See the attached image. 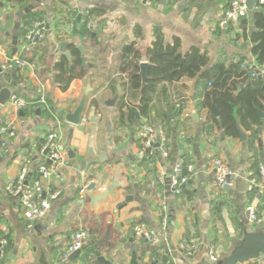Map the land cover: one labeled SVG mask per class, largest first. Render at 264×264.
Returning a JSON list of instances; mask_svg holds the SVG:
<instances>
[{
  "label": "crops",
  "instance_id": "0c3cea01",
  "mask_svg": "<svg viewBox=\"0 0 264 264\" xmlns=\"http://www.w3.org/2000/svg\"><path fill=\"white\" fill-rule=\"evenodd\" d=\"M229 1L153 0L146 6L140 0H0V62L2 50L9 56H21L19 46L30 29L38 24L46 29L42 42L23 55L35 64V70L11 74L7 86L15 88L13 95L31 106L17 110L10 101L6 106L0 105V127L13 126L16 130L8 152L0 157V242H7L0 264H148L151 260L202 264L209 247L214 248L220 261L241 244L246 228L264 232V182L259 171L264 170V111H258L262 124L254 127L255 133L238 124L247 136L241 142L239 135H225L210 119L209 109L202 106L209 90L205 79L183 78L169 83V101L176 108V98V109L180 111L174 119L168 118L172 121L166 125L168 130L156 122L166 133L169 156L163 158L156 152L153 157L144 158L140 155L137 124L129 123L127 114L121 122L120 99L114 107L105 105L115 94L123 93L111 87L115 82L123 83L124 77L119 73L123 47L134 43L142 57L140 64L147 62L144 58L155 28H160L168 43L178 38L182 54L193 47L206 53L207 68L217 63L228 66L237 61H255L249 37L254 30V14L264 13V8L246 10L228 29H217L216 23ZM29 6L33 9L24 14L23 21L19 20L15 14ZM86 12L90 15L88 30L92 35L81 38L75 31L85 25ZM242 20L248 24L246 36L240 27ZM18 21L22 25L15 32ZM224 30L228 33L224 34ZM64 42L82 46L80 54L86 59L82 64L87 66V75L73 80L62 92L54 81V67L64 57L58 50ZM88 78L91 92L82 115L86 122L81 120L80 129L67 123L66 115L75 110L84 96ZM41 96L50 111L37 104ZM54 116L63 123L66 164L59 166L57 177L45 182L58 194L50 210L41 220L29 221L21 215L15 199L5 194V187L16 178L25 161H32L36 167L44 160L41 150L45 135L55 126ZM91 117L97 123L91 124ZM259 129L261 133L257 132ZM68 150L74 153L73 159L68 158ZM178 159L192 171L182 195L174 196L168 190V172ZM216 159L233 172L231 188L213 186ZM162 173L164 180L159 183ZM113 182L118 186L112 196L90 202L91 197L102 194ZM92 184L96 187L89 191ZM128 196L133 197L131 202L125 201ZM163 199L169 208L167 235L151 246L137 238L133 230L137 225L150 230L159 227V205ZM255 203L259 204L260 222L250 223L248 208ZM78 228L87 229L90 239L72 260L58 262L59 249L65 247ZM188 236L197 242L192 257L184 256L178 249ZM253 263L264 264L261 260Z\"/></svg>",
  "mask_w": 264,
  "mask_h": 264
},
{
  "label": "trees",
  "instance_id": "16d2710c",
  "mask_svg": "<svg viewBox=\"0 0 264 264\" xmlns=\"http://www.w3.org/2000/svg\"><path fill=\"white\" fill-rule=\"evenodd\" d=\"M259 7L264 8V4ZM23 18L24 16L22 21ZM253 21L254 30L249 37L252 43L251 53L255 62L261 65L264 64V13H255ZM81 27L80 31H75L81 38L92 35L85 25ZM240 27L246 36L247 21L242 20ZM217 29L220 28L217 26ZM153 35L152 44L144 58L152 67L147 72L144 84L139 75L142 57L135 44L125 45L121 51L119 73L125 74L127 80L123 83L115 82L111 87L117 90L119 86L123 92L119 96L122 123L127 114V119L132 124L138 125L142 118H147L150 123L161 122L169 126L172 121L168 119L166 112L175 110L178 114L180 108L176 109L170 103L166 85L183 78L199 77L209 84V90L201 104L209 109L210 119L223 129L225 135L238 137V124L247 131L256 132L254 127L262 124L258 111H264V78L251 79L248 70L242 68L240 63H231L228 66L217 63L207 68L209 58L206 53L193 47L182 54L180 40L173 38L170 43L166 42L160 28H155ZM68 48L71 54L70 63L62 57L54 67V81L62 92L67 91L73 80L83 79L87 75V66L82 64L77 47L69 44ZM131 99L137 100V103ZM213 109L218 113L217 117ZM255 261L248 263L257 264L253 263Z\"/></svg>",
  "mask_w": 264,
  "mask_h": 264
},
{
  "label": "built area",
  "instance_id": "2783aa9c",
  "mask_svg": "<svg viewBox=\"0 0 264 264\" xmlns=\"http://www.w3.org/2000/svg\"><path fill=\"white\" fill-rule=\"evenodd\" d=\"M249 0H230L227 9L223 12L217 21V26L220 29H227L230 23L239 15L247 10V3ZM144 5L150 6L153 0H140ZM264 0H255L256 6H262ZM89 12L85 13L84 23L87 29L91 28ZM44 28L39 24L30 29L24 42L19 46L21 56H9L5 51L1 52L0 62V91L1 88L10 84L11 74L21 70H35V64L25 58L23 55L32 47L40 44L44 39ZM242 68L249 72L251 79L260 78L264 75V64H257L252 62H239ZM125 81L126 75L123 74ZM10 104L17 110H22L29 107L30 103L12 95L9 99ZM8 101V102H9ZM173 102L176 108L179 107V101L175 98ZM37 104L41 105L47 111H50L44 96L37 100ZM31 106V105H30ZM55 126L50 129L44 137V144L41 152L45 150L44 160L36 167L30 160L25 161L16 178L5 187V194L12 197L17 202V208L24 219L29 221H39L44 218L51 208V203L57 197L56 192H52L49 185L45 182H50L57 177V170L59 166L66 164L65 146L63 144L62 126L63 123L54 116ZM86 120L83 119L82 123ZM137 133L141 140L140 155L144 158L153 157L158 152L163 158H167L169 153L167 151V137L166 133L160 125L150 123L147 118H142L137 125ZM16 135V130L13 126L0 127V157L8 152L9 141ZM50 161L47 164L46 161ZM215 175L213 179V186L215 188H231L233 186V172L221 160H214ZM190 167L185 166L182 159H178L172 165L168 172V190L174 196H181L184 188L191 180ZM264 182V170L259 168ZM31 173L30 179L27 181L28 174ZM165 174L159 176V183H163ZM27 182V183H26ZM259 204L255 203L248 208L249 222H260L258 216ZM160 225L157 229L150 230L145 225H137L134 227V235L137 238H142L147 244L151 246L157 245L162 238L165 240L167 235V226L169 223V208L167 202L163 199L159 205ZM90 239V232L84 228L76 229L71 235L69 242L64 248L59 249L57 261L66 263L70 260L73 254L81 252L86 242ZM7 247V242L2 240L0 242V256H2ZM194 238L188 236L184 238L178 245L179 251L186 257H192L196 251ZM208 258L213 262L219 261L215 255V250L209 247ZM148 264H168L160 260H151Z\"/></svg>",
  "mask_w": 264,
  "mask_h": 264
},
{
  "label": "water",
  "instance_id": "95a60500",
  "mask_svg": "<svg viewBox=\"0 0 264 264\" xmlns=\"http://www.w3.org/2000/svg\"><path fill=\"white\" fill-rule=\"evenodd\" d=\"M255 0H249L247 3V10L248 11H253L255 8ZM33 9V6H29V8H26L24 11L19 10L15 15L16 17L21 20L22 17L24 16L25 13L30 12V10ZM14 14H11V17ZM78 21L80 20V17L77 18ZM21 28V22L18 21L15 24V32H19ZM44 28V27H43ZM45 29V28H44ZM252 29V28H251ZM46 30V29H45ZM224 34H227V30L223 31ZM68 43L64 42L62 44H60L58 46V50L63 54V56L70 62V52L66 50V48L68 47ZM78 51L83 54V48L82 46H78L77 47ZM17 51V48L15 47L13 49V54ZM86 59L84 56L81 57V62L85 63ZM152 67L151 64H149L148 62H143L140 64V72L139 75L142 78V83L144 84V82L147 79V72L148 70ZM0 73H1V68H0ZM87 88L84 91V96L81 98L78 106L75 108V110L66 115V121L67 123L79 127L80 129H82L80 125L81 120H82V115L85 109V104H86V100H87V95L91 92V88L89 86L90 84V78L87 79ZM118 91H120V88H117ZM16 93L15 88L12 87H3L1 88L0 91V105L1 106H6V104L8 103L10 97ZM119 99V93L115 94L114 98L105 102V105L108 107H114L116 102ZM214 114L217 116L218 113L216 112L215 109H213ZM177 113H167L168 118L170 119H174L176 117ZM260 116L262 117V114L260 113ZM139 116H136V119H138ZM90 121L92 123H97V119L94 117L90 118ZM238 132H239V136H240V141H246L247 136L245 134H243V132L241 131L240 128H238ZM258 133H261V130H257ZM47 153V151L45 150L43 152V154L45 155ZM67 155L69 159H73L75 157L74 153L70 150L67 151ZM47 164H50L51 162L48 160L46 161ZM31 177V173L28 174L27 176V181L30 179ZM27 183V182H26ZM117 182H113L107 189L106 191H104L102 194L91 197L90 198V202L94 203V202H98L101 200H104L107 198V196H112L114 190L117 188ZM96 185L92 184L91 186L88 187V190L91 191L93 189H95ZM133 200V197L128 196L126 197L125 201H129L131 202ZM245 234H244V238L241 242V244L236 247L232 253L230 255H228L227 257H225L224 259L217 261V262H213L212 260H210L208 258V253H207V258L206 260H204V262L202 264H244L247 263L249 261H255L257 259H262L264 261V232H255L251 227L246 228L245 230ZM195 239V237H193ZM161 240H164L163 238ZM195 246L197 247V242H195ZM78 254V253H77ZM76 253L73 254L71 256V260L77 255ZM102 260H100L101 262Z\"/></svg>",
  "mask_w": 264,
  "mask_h": 264
},
{
  "label": "rangeland",
  "instance_id": "374dc122",
  "mask_svg": "<svg viewBox=\"0 0 264 264\" xmlns=\"http://www.w3.org/2000/svg\"><path fill=\"white\" fill-rule=\"evenodd\" d=\"M99 63H101V62H99ZM99 63H98V64H99ZM99 65H100V64H99ZM120 77H124L123 74L120 75ZM123 82H126L125 79H123ZM199 104H200V103H199ZM107 107H108V106H107ZM90 122H91V121H90ZM91 124H94V123L91 122ZM87 228L90 229L91 227L87 226ZM84 229H85V228H84ZM91 229H92V228H91ZM91 229H90V230H91ZM86 230H87V229H86Z\"/></svg>",
  "mask_w": 264,
  "mask_h": 264
}]
</instances>
